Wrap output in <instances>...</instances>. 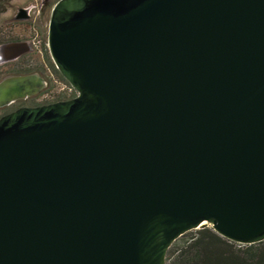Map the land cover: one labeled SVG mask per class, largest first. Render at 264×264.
I'll return each mask as SVG.
<instances>
[{
  "label": "water",
  "instance_id": "water-1",
  "mask_svg": "<svg viewBox=\"0 0 264 264\" xmlns=\"http://www.w3.org/2000/svg\"><path fill=\"white\" fill-rule=\"evenodd\" d=\"M47 46L77 95L0 116V264H166L206 226L264 240V0H57ZM46 85L3 76L0 109Z\"/></svg>",
  "mask_w": 264,
  "mask_h": 264
},
{
  "label": "trees",
  "instance_id": "trees-1",
  "mask_svg": "<svg viewBox=\"0 0 264 264\" xmlns=\"http://www.w3.org/2000/svg\"><path fill=\"white\" fill-rule=\"evenodd\" d=\"M9 1L0 0V17L5 12ZM36 20L37 18L33 20L34 26L37 23ZM12 40L15 38L2 35L0 28V44ZM47 47L44 43L42 50L46 58H43V65L46 69L47 85L40 93L27 99L26 102L29 105L45 104L70 98L56 91L54 97L48 98L42 103L36 101L37 96L56 90L58 82L68 83L50 58ZM26 57L27 55H24L11 62L12 67H10L9 72L3 74L0 71V79L6 74H22L37 70V66L29 65V59ZM6 112L8 109H0V116ZM166 264H264V240L252 244H239L223 237L212 226L193 229L172 243L167 252Z\"/></svg>",
  "mask_w": 264,
  "mask_h": 264
},
{
  "label": "rangeland",
  "instance_id": "rangeland-1",
  "mask_svg": "<svg viewBox=\"0 0 264 264\" xmlns=\"http://www.w3.org/2000/svg\"><path fill=\"white\" fill-rule=\"evenodd\" d=\"M39 1L41 0H10L6 5L5 12L0 17V28L2 35L6 37H13L24 42L26 41L25 46L27 48L30 47L31 51L29 50V52L27 51L23 54L27 55L26 58L29 59V65L37 66L38 69L35 71L39 72L47 81V77L45 74L46 69L43 65V58H46V56L44 51L42 50V47L44 43H46L47 45V31L50 13L52 6L57 0H51L50 5L49 7H47L45 12L41 15H37V23H35V26L32 24L33 20H29L27 21V23H25L23 22L25 20L16 18V16L19 15V10L23 8V5ZM34 41L36 42V45L35 43H33ZM2 48H4V46L0 44V71L1 73L5 74L10 71V67H12L11 62L15 61L18 58L8 60V57L5 56Z\"/></svg>",
  "mask_w": 264,
  "mask_h": 264
},
{
  "label": "flooded vegetation",
  "instance_id": "flooded-vegetation-1",
  "mask_svg": "<svg viewBox=\"0 0 264 264\" xmlns=\"http://www.w3.org/2000/svg\"><path fill=\"white\" fill-rule=\"evenodd\" d=\"M50 2L51 0H41L39 2H34V3H30V4H26V5H23L21 9L23 10H19V15H26V11H24V8H27V7H31V10H30V15H29V18L23 22H27L29 20H34L37 15H41L42 13L45 12V10L47 9V7H49L50 5ZM21 7V6H20ZM18 8V7H17ZM17 10V9H16ZM16 12V11H15ZM16 14V13H15ZM15 42H24L22 40H12V41H8V42H5V43H2L1 45L4 46V48H2V51L3 53L5 54V56L7 57H10L12 56V54L15 52V47L12 45L14 44ZM25 44H26V41H25ZM29 50L31 51L30 47H28V52ZM24 54L20 55L19 57H16V58H20L22 57ZM7 75V74H6ZM5 76V75H4ZM2 78V77H1ZM35 96V95H34ZM33 97V96H31ZM30 98V97H29ZM28 99V98H27ZM27 99H19L17 101H15L14 103L10 104L9 106H6L5 108H2V109H8V112L19 107V106H22V105H29L27 104ZM7 113V112H6Z\"/></svg>",
  "mask_w": 264,
  "mask_h": 264
},
{
  "label": "built area",
  "instance_id": "built-area-1",
  "mask_svg": "<svg viewBox=\"0 0 264 264\" xmlns=\"http://www.w3.org/2000/svg\"><path fill=\"white\" fill-rule=\"evenodd\" d=\"M33 43H35V45H36L35 41ZM58 83L59 84H58V87L56 88V90H52V91H50V93L46 92V93H43V94L37 96L36 101L42 103V102H44V100L54 97L56 91L58 93L65 94L67 97H70V98L77 95V90L71 84L65 83V82H58Z\"/></svg>",
  "mask_w": 264,
  "mask_h": 264
}]
</instances>
